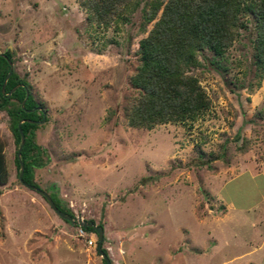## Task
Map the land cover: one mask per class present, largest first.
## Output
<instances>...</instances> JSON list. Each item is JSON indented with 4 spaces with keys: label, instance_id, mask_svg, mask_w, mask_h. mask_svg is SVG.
Returning <instances> with one entry per match:
<instances>
[{
    "label": "rangeland",
    "instance_id": "1",
    "mask_svg": "<svg viewBox=\"0 0 264 264\" xmlns=\"http://www.w3.org/2000/svg\"><path fill=\"white\" fill-rule=\"evenodd\" d=\"M142 5L99 25L81 0H0V52L10 48L13 70L45 114L35 129L44 162L33 179L74 216L102 225L112 264H264V69L255 65V19L247 14L223 56L204 50L189 67L209 101L204 111L138 127L127 108L138 95L131 77L147 33ZM18 147L0 109V264H24L27 250L40 262L37 242L103 264L97 234L88 244L77 223L20 181Z\"/></svg>",
    "mask_w": 264,
    "mask_h": 264
},
{
    "label": "trees",
    "instance_id": "2",
    "mask_svg": "<svg viewBox=\"0 0 264 264\" xmlns=\"http://www.w3.org/2000/svg\"><path fill=\"white\" fill-rule=\"evenodd\" d=\"M140 2H143L141 28L147 33L139 39V65L131 77L138 95L127 108L128 124L151 128L156 123L194 118L204 111L209 101L188 69L198 63L204 50L223 56L239 29L247 26V14L255 19V65L264 69V0H81L90 21L99 25L118 20ZM150 22L152 26L147 29ZM9 59L13 62L10 48L0 52V109L9 115L18 146L21 131L25 137L20 151L24 165L21 182L38 187L33 168L44 160L35 141V129L45 114L24 77L13 70L5 81ZM26 90L28 96L22 105ZM15 162L20 171L17 151ZM50 196L58 208L74 216L55 194ZM85 228L95 231L91 226Z\"/></svg>",
    "mask_w": 264,
    "mask_h": 264
},
{
    "label": "water",
    "instance_id": "3",
    "mask_svg": "<svg viewBox=\"0 0 264 264\" xmlns=\"http://www.w3.org/2000/svg\"><path fill=\"white\" fill-rule=\"evenodd\" d=\"M8 62H9L10 67H9V70H8L6 76H5V81H6V79L10 76V74H11L12 71H13L12 61L9 59ZM5 81H4L3 86H2V89H3V90H4ZM16 86H17V85H16ZM16 86H14V87L10 90V92L13 91V90L15 89ZM10 92H9V93H10ZM27 96H28V90H26V95H25L24 99L22 100V105L24 104L25 99H26ZM19 126H20V123H19ZM20 134H21V141H20V145H19L18 150H17V155H18V158H19V161H20L19 179H20V181H21V180H22L23 170H24V165H23V161L21 160L20 151H21L22 145H23V143H24V139H25V137H24V134H23L22 131L20 132ZM26 185H27V186L34 187V186H32V185H29V184H26ZM36 189H38L39 191H41V193H42V194L44 195V197L47 199V201H48V203L50 204V206L52 207V209H53V210H54L59 216H61V217L64 218V219H68L69 221H72V222H74V223L81 224V225H83L84 227H86V226H91V227H93V229L95 230V233L97 234V244H96V249H97L98 253H100V255L102 256V258L105 260L106 264H112V263H111V260H110V257H109L108 254H107L105 251H103V249H102L103 232H104V231H103V227H102V225L97 224V223H95V222L92 221V220L84 219V218H81V217H78V216H72V215H70V214H68V213L63 212L60 208H58V207L56 206V204H55L54 200L52 199V197L50 196V194H48L47 192H45L44 190H42V189H40V188H38V187H36Z\"/></svg>",
    "mask_w": 264,
    "mask_h": 264
},
{
    "label": "crops",
    "instance_id": "4",
    "mask_svg": "<svg viewBox=\"0 0 264 264\" xmlns=\"http://www.w3.org/2000/svg\"><path fill=\"white\" fill-rule=\"evenodd\" d=\"M26 247L27 249H29V246ZM36 248L37 249L35 253H37L38 251V256L42 255V258H40L42 262H39L38 260L35 261L32 258L29 259V257H32L33 255L32 250H27L28 252H26L25 254L27 258H22L21 262L24 264H84L81 258L79 257V252L74 249H68L65 247L59 249L60 247L58 246H51L45 247V249L42 251L41 249H39L40 245L38 244V242ZM56 249L59 250L57 251ZM26 260L28 261L26 262Z\"/></svg>",
    "mask_w": 264,
    "mask_h": 264
},
{
    "label": "built area",
    "instance_id": "5",
    "mask_svg": "<svg viewBox=\"0 0 264 264\" xmlns=\"http://www.w3.org/2000/svg\"><path fill=\"white\" fill-rule=\"evenodd\" d=\"M94 231H88L83 225H77V235L85 238L88 244H93V241H96V237H94Z\"/></svg>",
    "mask_w": 264,
    "mask_h": 264
}]
</instances>
